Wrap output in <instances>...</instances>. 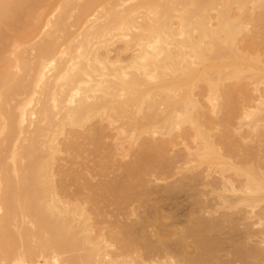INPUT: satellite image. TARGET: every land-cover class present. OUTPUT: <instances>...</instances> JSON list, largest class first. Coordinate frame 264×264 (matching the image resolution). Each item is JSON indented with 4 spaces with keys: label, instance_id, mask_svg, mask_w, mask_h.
I'll list each match as a JSON object with an SVG mask.
<instances>
[{
    "label": "bare ground",
    "instance_id": "1",
    "mask_svg": "<svg viewBox=\"0 0 264 264\" xmlns=\"http://www.w3.org/2000/svg\"><path fill=\"white\" fill-rule=\"evenodd\" d=\"M183 164L264 264V0H0V264H210L134 249L135 187Z\"/></svg>",
    "mask_w": 264,
    "mask_h": 264
},
{
    "label": "rangeland",
    "instance_id": "2",
    "mask_svg": "<svg viewBox=\"0 0 264 264\" xmlns=\"http://www.w3.org/2000/svg\"><path fill=\"white\" fill-rule=\"evenodd\" d=\"M255 9H258V11L260 10L257 7ZM107 141L112 143L113 138L109 135ZM175 153L176 152L168 151L167 156L169 159H172ZM129 158V155L122 156L118 152L116 154L112 153L110 160L112 166L109 168L110 175H113V177L117 176L115 173L117 172L119 161L124 162ZM233 158L239 159L237 156ZM179 163H181V161ZM190 169L191 168H188V165L185 164L174 169L156 168L154 171H150L145 175L144 184L135 187L133 212L132 214H128V219H133L136 216H145L148 218L150 217L149 219L151 222L146 228L148 230L146 236L141 232L138 233H141L142 237L136 234L137 238L135 239L136 241L134 240V249H136L140 257L145 260H149L153 253H156L157 249L158 252L160 250L164 252L165 250L166 253H169L171 256L173 255L172 257H176V259L179 260L180 256H182V248L184 249V247L187 246V248H189L188 250H190V252L192 251V253L196 249L200 252L203 251L204 255L207 253L210 254L211 256L207 255L212 258V261L210 257L209 260L206 261L207 263L211 261L209 262L210 264H213L214 261L215 263L216 261L218 262L219 259L220 261L222 260V262L231 259L235 264H246V262L250 264L242 254L244 249V245H242V235L245 226L250 225L248 220L245 221L239 217V215L242 214V205L234 203L231 206L225 207L220 203L217 204L216 200L213 198V194L209 192L210 185L201 183L204 178L198 177L196 180L188 179L191 171ZM94 172L97 173L98 170ZM96 178L99 177L96 176ZM154 178L159 179L154 180ZM205 179L206 182L210 179L212 181V177L210 176ZM261 205H264V202H260L258 206ZM105 207L111 219L114 214L118 212V209L113 204H107ZM122 211L123 215L126 216L127 211L125 209ZM225 213H230L235 217V223L227 221L228 218H226ZM206 217L208 220L212 218L210 221L214 223V229L212 228L213 231L209 229L211 231L206 230L203 233V231H197L196 228H193L195 220L206 219ZM122 219L124 220V217H122ZM261 226L262 224L254 225L255 228ZM183 241L185 243H182ZM186 243L188 245H186ZM200 244L201 246L204 244V247L202 248L199 246ZM116 245H119V242H116ZM183 245L184 247H182ZM261 245H264V243ZM200 247L202 250H200ZM178 254L180 256H178ZM204 257H206V255ZM215 258H217V260ZM181 261H183V257Z\"/></svg>",
    "mask_w": 264,
    "mask_h": 264
}]
</instances>
